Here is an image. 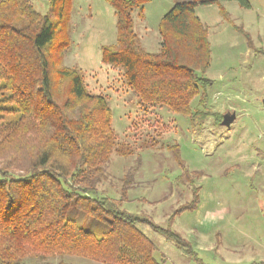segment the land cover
Instances as JSON below:
<instances>
[{"label": "trees", "instance_id": "trees-1", "mask_svg": "<svg viewBox=\"0 0 264 264\" xmlns=\"http://www.w3.org/2000/svg\"><path fill=\"white\" fill-rule=\"evenodd\" d=\"M149 1L107 0L117 39L102 47V62L121 71L142 108L164 105L193 118L199 86L210 82L200 74L212 60L208 28L195 8L233 0L177 3L160 22L162 44L154 53L143 49L133 18L136 10L143 17ZM48 2L42 14L31 0H0V264L38 256L161 264L138 222L177 246L186 249L188 242L114 200L91 196L111 156L131 150L113 129L107 98L88 90L79 69L59 66L53 76V50L59 46L62 55L70 45L72 0Z\"/></svg>", "mask_w": 264, "mask_h": 264}, {"label": "rangeland", "instance_id": "rangeland-1", "mask_svg": "<svg viewBox=\"0 0 264 264\" xmlns=\"http://www.w3.org/2000/svg\"><path fill=\"white\" fill-rule=\"evenodd\" d=\"M31 1L48 12V0ZM183 1L150 0L142 18L133 13L145 51L160 50V22ZM247 1L195 8L208 28L212 60L200 74L210 82L199 86L193 118L164 105L142 108L121 71L102 62V47L117 39L115 9L107 0H72L69 48L62 55L59 46L53 50V76L59 66L79 69L88 90L107 98L113 129L130 146L129 156H111L91 196L114 200L188 242L186 249L177 246L148 222H138L161 264H264V0ZM227 112L236 116L228 128L221 126ZM23 263L100 264L76 256Z\"/></svg>", "mask_w": 264, "mask_h": 264}, {"label": "water", "instance_id": "water-1", "mask_svg": "<svg viewBox=\"0 0 264 264\" xmlns=\"http://www.w3.org/2000/svg\"><path fill=\"white\" fill-rule=\"evenodd\" d=\"M263 104H264V98L262 100ZM236 119V116L234 113L232 112H227L223 118H222V121H221V126H224V127H230L231 124L234 122V120Z\"/></svg>", "mask_w": 264, "mask_h": 264}, {"label": "crops", "instance_id": "crops-1", "mask_svg": "<svg viewBox=\"0 0 264 264\" xmlns=\"http://www.w3.org/2000/svg\"><path fill=\"white\" fill-rule=\"evenodd\" d=\"M233 264H241V262H239V261H238V262H236V263H233Z\"/></svg>", "mask_w": 264, "mask_h": 264}]
</instances>
